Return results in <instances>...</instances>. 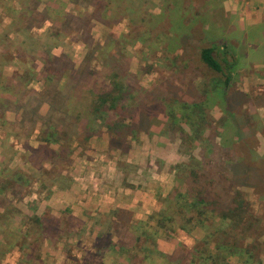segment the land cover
<instances>
[{"label": "rangeland", "instance_id": "rangeland-1", "mask_svg": "<svg viewBox=\"0 0 264 264\" xmlns=\"http://www.w3.org/2000/svg\"><path fill=\"white\" fill-rule=\"evenodd\" d=\"M191 4L198 6L197 0ZM169 6L168 0H0V74L9 76L0 78V233L8 236L2 237V242L0 239V264H193V252L200 255L199 259L195 257V264H210L209 255L216 251L220 256L229 254L225 264H264V156L255 158L251 154L253 149L257 152L261 143L264 146V104L261 116L243 115L244 123L240 121L238 129L241 136L233 132L231 124L223 126L219 98L211 88L215 78L197 60L198 42L180 41V32L162 36V31L165 34L168 31L166 25L156 23ZM201 27L204 30L206 24ZM150 28L155 30L152 34L148 33ZM52 53H63L57 65L62 69L57 86L49 80ZM243 65L239 63L234 83L240 88L243 84H250L249 88L258 85L252 75H245L252 70L261 73L259 66L254 64L244 70ZM39 70L45 71L41 84L36 83ZM92 70L99 72L96 79L101 84H108L109 73L120 74L125 84L136 88L134 98L129 100L135 105L148 95L140 89L154 98L167 97V85L172 84L177 100L164 104L158 119L135 131L124 143L129 148L144 139L149 144L165 142L174 150L178 162L170 167L159 162L151 164L156 172H151L149 166L133 171L124 162L127 159L124 152L129 149L112 148L109 134L112 160L123 172L131 173L126 174V180L133 183L125 181L127 184H145L143 180L167 184V175L173 170L175 185L171 193L158 199L160 209L172 217V223L167 222V217L163 225L156 218L150 219L151 224L111 223L102 237L97 240L83 237L81 245L75 241L73 230L70 231L73 220L65 219L59 224L47 219L52 220L45 223L50 228L41 232L39 217L33 213V206L27 204L34 202L31 192L45 198L51 193L52 184H64L71 156L88 150L89 140L98 133L108 134L104 122L116 118L105 110L91 114L88 94L83 91L86 84L80 78ZM243 72L245 77L241 76ZM13 74L20 76L14 78ZM253 90L257 89L249 92L255 93ZM30 91L41 92L42 97L35 99L28 94ZM37 100L54 105V110L47 107L41 110L45 119L40 120L46 127L45 122L54 124L55 119L61 140L59 144L44 146L53 150L54 155L62 146V156L52 157L50 151H30L31 146L40 145L38 133L32 132L41 123L40 115L34 112ZM65 131L71 134L63 137L61 133ZM224 137L231 152L220 151ZM246 156L253 160L251 166L259 172L260 183L257 177H252L250 184H238V174L236 178L220 179L227 163ZM213 171L220 176L214 184L235 186L236 189H230L232 196L239 190L248 205L247 212L234 224L222 220L215 215L217 212H206L202 204L196 208L188 205L195 198L191 180L197 177L204 184V175H213ZM251 185H255L253 189L249 188ZM226 199L228 203L230 196ZM189 217L200 225L187 224L184 226L189 230L181 229L179 218ZM221 244L227 247L220 248ZM235 246L241 249L239 255L231 253ZM242 249L250 250L254 257L244 255ZM203 256L207 259H202Z\"/></svg>", "mask_w": 264, "mask_h": 264}, {"label": "trees", "instance_id": "trees-1", "mask_svg": "<svg viewBox=\"0 0 264 264\" xmlns=\"http://www.w3.org/2000/svg\"><path fill=\"white\" fill-rule=\"evenodd\" d=\"M193 1L194 0H168L170 4L169 8L164 10L163 13L156 19L158 21L155 22L166 25L168 31L166 32V34L162 31V36H166L170 32H180V36L178 35L180 41L181 39H187L198 42V50L195 51L197 53V60L215 78L212 81L213 86L211 88L213 90V95L219 98V103L221 105L222 118H220V120H223L222 124L224 127L225 125L231 124L234 128L233 132H235V134H237L238 136H241L238 131V129L240 128V119L235 113L237 112L241 103L245 101V99L243 98V94L241 92H238L234 89V75L236 73L238 64L237 53L236 51H234L237 45L234 36L237 32L236 30L229 28L223 21L224 18L219 16V14H221V12L219 13L218 10L220 0H197L198 6L196 7L192 6L191 3ZM105 8L106 4L103 5V8L101 10L102 13L105 12ZM94 9L100 10L97 7H94ZM184 22H187V24H185ZM203 24H206L204 30L201 27V25ZM150 29L151 30H148V33L152 34L155 30L153 31V28ZM218 37L220 43L216 40V38ZM221 38H228L229 40L224 42L223 40H220ZM218 43L222 44L220 46L221 49L218 48ZM57 67L58 66L56 65V69L52 68V70L54 71H52L53 74L52 72H50L49 74V80H52L51 84H55V86H57L58 77H60L59 73L62 70L58 69ZM98 73L99 72L92 70L90 72H87L88 75L83 74L80 79L81 81L84 80L86 84V86H84L85 90L83 91L88 94L87 99L89 100L91 114H96V112L105 110L111 112L112 115L116 116L115 119H111L112 121L108 119L106 122H104V126L107 128V131L112 139V148L122 150L126 149L128 145L124 142L127 141V137L135 133V131L141 130L145 125H148L150 121L158 119L160 110L162 109L164 104L177 100V95L174 92L173 86H171L172 84L167 83L169 84L167 85V97L160 96L159 98H154L151 97V95L146 90L140 89L141 92H144L148 95H146L147 97L145 99H141L140 101H138V105H135V103L130 102L129 100L134 98L133 94L136 91V88H132V86H130L129 84H125V82L120 79V74L116 72L109 73L108 77H110L111 79L109 80L108 84H101V81L96 79V76H100L98 75ZM101 76H104V74ZM131 77L133 78L134 76ZM69 79L71 78L69 77ZM204 84L205 86H208L207 83ZM75 87L76 86H73V88ZM45 89L44 92L48 93L49 90L47 88ZM58 91L59 90H55L54 92ZM72 91L70 92L73 93L75 90L73 92ZM155 92H158V90H156ZM28 94H30V96L35 99H38L40 96L42 97L41 92L30 91V93ZM39 100L36 101V106L41 103L39 102ZM228 116L229 118L227 119ZM57 131L58 130H55V128L53 127H45L42 133L43 136L41 138L42 142L45 144H41L37 148L32 149V152L34 151L43 153L44 151H50L49 155H51L52 157L62 156V154L64 153L62 146H60L58 151L54 150L55 155L53 150H50L48 146H44L52 142L58 144L60 143L59 141L61 140V138L59 139L60 135ZM70 134L71 133L68 131L61 133L63 137L64 135L68 136ZM223 140L224 143L222 144V146L218 145L221 148L220 151L231 152L232 150L230 148V143L225 141V137ZM246 157L247 161L246 159L240 158L238 160L234 159L231 162L232 164L227 163V169L221 175V177L218 176L215 171H213V175H204V184H201L197 177L195 179L193 178L190 182V189L193 191L195 198L192 201H189L188 205L190 206L192 204V206L196 208L199 204H202L205 206L206 212H217V214L215 215H218V217H220L224 221H226L225 219H227L229 223L232 224L237 222L242 217V215L247 212L248 209V205L243 199L242 193L239 192V190H235L234 196H232V192L230 191V189H236L235 186L233 187L229 184L214 183L216 182V178L220 177V179L224 181L226 180L225 178H236V174L239 175L238 181L240 182L238 184H250V180L252 177H257V182L261 181L259 172L251 166L253 164V160L251 159L253 158V156L250 155L251 158L248 156ZM231 174L234 176H231ZM219 187L221 188V190H218ZM229 196L230 201L226 203V197L229 198ZM180 205L185 206V203H181ZM165 213L166 212L164 210L155 212L151 214L149 219L156 218L157 223L159 225H163L164 222L162 221L167 217V222L172 223V217L166 216ZM105 215L106 217L116 218L121 223V225H125L131 220V214L123 209H114L109 211ZM179 221L181 222L179 227L185 230L189 229L184 225H200L199 222L196 223L194 217H189L186 219L179 218ZM39 226V230L41 232H44L46 229L50 228V226L43 227L40 222ZM41 228L44 230L42 231ZM4 234L6 233H0L1 242L2 237L8 238V236H5ZM1 242L0 246H2ZM223 246L225 248L227 247L226 244H221L220 248H223ZM238 250L241 249H237V247L235 246V250H231V253L239 255ZM242 251L244 255L248 254L247 256L249 258L252 259L254 257V254L250 250L242 249ZM227 254L225 253L224 255L220 256L217 251L216 253H211L209 255L211 261L210 264H225V257L227 256ZM199 256L200 255L198 252H193L191 262L195 264V257L196 259H199ZM202 259L206 260L207 258L203 256Z\"/></svg>", "mask_w": 264, "mask_h": 264}, {"label": "crops", "instance_id": "crops-1", "mask_svg": "<svg viewBox=\"0 0 264 264\" xmlns=\"http://www.w3.org/2000/svg\"><path fill=\"white\" fill-rule=\"evenodd\" d=\"M220 12L227 26L237 32L234 36L237 43L235 50L238 57L237 67L239 68V63H242L245 70L246 68L250 69L249 66L255 64V66H259L258 70L261 72L257 74V70H252L251 74L246 73V77L247 75H252L255 81L259 82H257L258 85L255 84L252 88H249L250 84H243V88H240L234 83V89L241 92L245 99L235 114L239 117L240 121L244 119V114H250V116L257 118V116H261L264 104V0H220ZM61 54L63 53L51 54L53 61L51 62L50 71H53L52 68L56 69L55 66L58 65ZM238 68L236 73H238ZM244 73H242V77H245ZM1 75L6 78L9 77L4 72L0 74V78H2ZM37 75L40 78H38L36 83L41 84L44 81L45 71L39 70L37 71ZM14 76L20 75L13 74L12 77ZM71 76H73L72 73L69 77L71 78ZM255 88L257 89L253 90L255 93L249 92ZM44 107H47L48 110H54V105L50 103H39L34 109V112L40 115L38 121H41V123L32 132L38 133V143L40 145L45 144L41 139L43 130L45 129V126H42V122L44 121L40 120L45 119V117L41 116L45 113L41 112ZM47 122H45L46 127L58 129L55 119H52L54 124H51V121ZM27 134L30 138V131ZM108 137H110L109 133L107 134L102 131L91 138L88 150H84V153L79 156H71L72 163L69 166V174H67L68 176L63 181L64 184H52L50 186L51 193L45 198H40L38 192H31V197L34 199L32 201L34 202L30 204L28 202L27 204L33 206V213L39 217V222L43 227L48 226L45 224L46 221H52L47 219H54L59 224L65 219L73 220V229H70V231L73 230L75 241L81 245L83 244V237L90 236L96 240V238L103 236V231L106 228L111 227V223H120L116 218L106 217L105 215L114 209H123L131 214V220L125 226L137 221L141 224L143 222L148 223L151 221L149 217L153 212L163 210V208L160 209L161 206L158 199L168 196L175 185L172 183L173 170L167 175V184H158V182L150 180H143L145 184H127L125 182L127 181L126 174L129 176L131 173L129 170L123 172L122 169L117 167V163L112 160L111 154L113 151L109 148ZM262 138L264 139L263 136ZM150 140L153 141L152 138ZM258 141L260 144L259 138ZM98 145L100 148L95 147ZM35 148H37V145L31 146L30 151ZM128 149L127 152H124L125 157H127L124 162L128 165L127 167L131 166L133 171L134 169L141 170L149 166L151 172H156V170H152L151 164H158L159 162L164 166L170 167L178 162L174 150L172 152L165 142L163 144H159L158 142L149 144L144 139L139 145L132 144ZM251 154L255 158H262L264 156V146H262V143L257 147V152L253 149ZM131 158H133V161L130 160ZM168 170L169 168L165 170V173ZM169 181H171V184H169ZM127 182H132V180ZM253 186L251 185L249 188L253 189ZM36 196L39 198H36ZM42 228L41 230L43 231L44 229ZM54 229L57 230L55 227ZM114 236L116 237L117 235L115 234ZM164 245L165 247H169V244L165 242Z\"/></svg>", "mask_w": 264, "mask_h": 264}]
</instances>
